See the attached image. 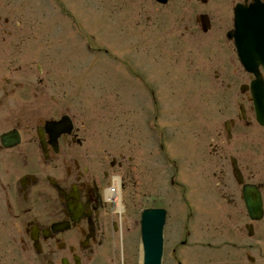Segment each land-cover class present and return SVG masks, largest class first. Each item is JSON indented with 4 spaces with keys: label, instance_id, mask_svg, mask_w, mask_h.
I'll use <instances>...</instances> for the list:
<instances>
[{
    "label": "flooded vegetation",
    "instance_id": "obj_1",
    "mask_svg": "<svg viewBox=\"0 0 264 264\" xmlns=\"http://www.w3.org/2000/svg\"><path fill=\"white\" fill-rule=\"evenodd\" d=\"M255 2L264 4V0L153 2L163 10L167 32L178 42L211 34L212 55L221 59L212 73L215 80L225 79L219 86L229 92L228 99L221 101L222 120L209 133H197L194 159L184 158L182 163L188 167L181 164L179 173L183 219L177 246L197 248L207 256L202 264H264V67L256 70L260 84L255 87H261L257 88L261 96L258 117L250 89L256 79L241 67L231 41L223 38L231 29L233 9H247ZM30 69L14 68L0 78V106L12 100L25 104L11 120H2L6 129L0 132L16 130L18 137L15 147L4 148L0 143V204L18 223L20 263L138 264L136 214H115L102 197L110 173L123 168V157L116 156V161L90 152L85 127L68 111L60 108L57 112L56 95L49 94L45 84L49 71L43 73L35 66V73H30ZM21 71V77L16 76ZM139 74L134 66L132 80L150 91L152 84L143 83ZM41 106L47 109L45 114ZM63 117H67L65 125L45 128L46 122ZM9 159L21 166L12 194ZM126 161L132 164L129 158ZM161 164L168 165L163 152ZM164 203L148 208L166 209ZM210 231L214 235L207 237ZM189 259L182 254L180 261Z\"/></svg>",
    "mask_w": 264,
    "mask_h": 264
},
{
    "label": "rangeland",
    "instance_id": "obj_2",
    "mask_svg": "<svg viewBox=\"0 0 264 264\" xmlns=\"http://www.w3.org/2000/svg\"><path fill=\"white\" fill-rule=\"evenodd\" d=\"M163 13L152 0H0V78L18 67L49 71L45 84L56 95L57 112L68 111L85 127L89 151L116 161L123 157L127 167L110 175L121 179L127 213L138 218L142 209L164 200L170 213L162 264H202L207 256L197 248L177 246L183 219L177 202L179 173L184 158L194 159L197 133H209L222 120L221 101L229 92L219 86L223 78L215 80L212 73L221 59L212 55L211 34L178 42L168 34ZM134 66L142 82L152 84L146 91L151 97L132 80ZM24 105L12 100L0 106V132L6 129L2 120H11ZM46 110L41 106L42 114ZM150 118L153 122L147 123ZM154 136L163 139V152L176 170L162 167ZM8 162L12 194L21 166ZM5 210L0 204V264H21L18 223ZM182 254L190 259L181 262Z\"/></svg>",
    "mask_w": 264,
    "mask_h": 264
},
{
    "label": "water",
    "instance_id": "obj_3",
    "mask_svg": "<svg viewBox=\"0 0 264 264\" xmlns=\"http://www.w3.org/2000/svg\"><path fill=\"white\" fill-rule=\"evenodd\" d=\"M165 1V0H163ZM245 18H241V25L245 26ZM251 26H254L255 30L258 25L264 26V20L260 17H254L249 19ZM257 32V30H256ZM257 34V33H255ZM259 45L257 43L256 49ZM253 88V96L255 100V107L261 116V96L258 97V89H255V83L251 86ZM261 90V88H259ZM260 119V118H259ZM261 121V120H260ZM15 138V137H13ZM12 136H4L2 143L4 145H14L16 142H12ZM11 141V142H10ZM16 141V140H15ZM9 142V143H8ZM164 212L162 210H144L140 216V232L142 241L143 252V264H158L161 252V231L163 225Z\"/></svg>",
    "mask_w": 264,
    "mask_h": 264
},
{
    "label": "bare ground",
    "instance_id": "obj_4",
    "mask_svg": "<svg viewBox=\"0 0 264 264\" xmlns=\"http://www.w3.org/2000/svg\"><path fill=\"white\" fill-rule=\"evenodd\" d=\"M170 1H172V0H170ZM254 105H255V100H254ZM256 110H257V108H256ZM15 140H17V137H15L13 139V142H16ZM113 179H114L113 186L111 188H109V190L107 191L106 196L104 198L108 197L109 199H112L114 196H117V195L120 194V188H121L120 179H119L118 176L114 177ZM121 211H122V207L120 209H118V211H116V212L121 213ZM251 219H256V218H251ZM162 241H163V235L161 236V243H162ZM140 246L138 247V258H139L138 259V264H143L142 252H141V247ZM163 253H164V245H162V251L160 252V258H159L158 264H162L163 263Z\"/></svg>",
    "mask_w": 264,
    "mask_h": 264
}]
</instances>
